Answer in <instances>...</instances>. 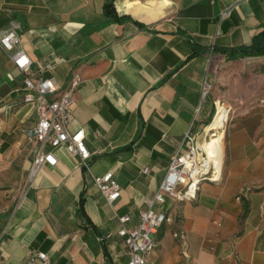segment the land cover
<instances>
[{"label":"crops","instance_id":"1","mask_svg":"<svg viewBox=\"0 0 264 264\" xmlns=\"http://www.w3.org/2000/svg\"><path fill=\"white\" fill-rule=\"evenodd\" d=\"M104 1L0 0V29L18 22L34 70L51 62L40 74L60 86L80 75L68 129H83L90 153L84 168L53 149L56 163L28 178L35 115L0 46V264H125L118 228L137 224L184 132L199 143L217 115L220 179L165 199L146 264H264V48L225 53L262 30L264 0H112L115 16ZM106 170L119 186L110 204L91 179Z\"/></svg>","mask_w":264,"mask_h":264},{"label":"built area","instance_id":"2","mask_svg":"<svg viewBox=\"0 0 264 264\" xmlns=\"http://www.w3.org/2000/svg\"><path fill=\"white\" fill-rule=\"evenodd\" d=\"M227 13L228 10H223L219 15L223 17ZM19 29L18 22L9 20L6 26L0 29V46L8 52V60L21 74L22 100L33 107L35 115L34 121L26 130L27 141L34 144L28 178L41 165L53 166L56 163L53 149L76 156L80 165L87 168L90 153L83 142L84 131L80 127L68 129L72 93L81 83V77L77 72H72L66 84L60 86L52 77L40 74V71L51 67V62H47L38 71L34 70L30 58L20 45ZM207 87L204 82L202 91L204 92ZM182 143L185 147L170 157L157 189L151 197L144 199L145 207L138 211L137 224L132 228L121 225L117 230V235L122 238L126 247L125 264H146L147 257L155 246L152 234L168 219V215L161 208L166 198L177 201L191 199L200 182L220 179L221 156L216 167L189 130L184 132ZM91 179L107 204L118 196L119 186L110 170L92 176ZM155 205H159L160 208L155 209ZM127 219L128 214L117 217L120 224ZM172 235L177 240H183L181 230L173 231ZM37 255L45 259L41 253Z\"/></svg>","mask_w":264,"mask_h":264},{"label":"trees","instance_id":"3","mask_svg":"<svg viewBox=\"0 0 264 264\" xmlns=\"http://www.w3.org/2000/svg\"><path fill=\"white\" fill-rule=\"evenodd\" d=\"M102 11H103L104 15L115 16V12H114V9L112 7V0H105L104 1L103 5H102ZM263 48H264V26H263L262 30L254 36L253 40L249 44L244 45L242 47H239V48H237V50H233V49L227 50V51H225V53H226V57L228 59H233L234 55L242 56L244 54L258 53ZM234 51H238V53L235 54L236 52H234ZM214 111L215 110L213 108L212 113H211L208 121L206 122V126L210 122ZM260 189H264V185L262 187H260Z\"/></svg>","mask_w":264,"mask_h":264},{"label":"bare ground","instance_id":"4","mask_svg":"<svg viewBox=\"0 0 264 264\" xmlns=\"http://www.w3.org/2000/svg\"><path fill=\"white\" fill-rule=\"evenodd\" d=\"M224 116V115H223ZM214 127L212 129H206L209 132V137L206 139L205 144L201 146V148L205 151L206 156L209 160L214 162L216 167L218 166L219 158L221 156V135L216 133L219 127H222L223 121L216 120L214 121Z\"/></svg>","mask_w":264,"mask_h":264},{"label":"rangeland","instance_id":"5","mask_svg":"<svg viewBox=\"0 0 264 264\" xmlns=\"http://www.w3.org/2000/svg\"><path fill=\"white\" fill-rule=\"evenodd\" d=\"M223 109H224V106L220 108V110H221L222 113H223ZM223 115H224V114H223ZM216 120H220V115H219V116H218V115L215 116V117L213 118V120L211 121V123H210L207 127H205V132H203V133L201 134L200 143L203 142L204 140L208 139V137H209V132H208L206 129H207V128H208V129H212V128L214 127V124H215L214 121H216ZM226 120H227V117H226V119L224 120V122L221 123V124H222V127H219L218 130L216 131V133H219V134L221 135V143H222V140H223V129H224V125H225ZM221 155H222V148H221ZM221 165H222V162H221ZM220 168H221V167H220Z\"/></svg>","mask_w":264,"mask_h":264}]
</instances>
